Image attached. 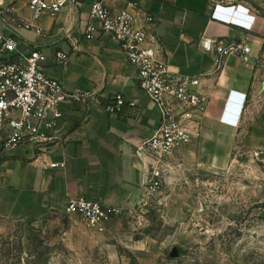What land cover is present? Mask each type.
Instances as JSON below:
<instances>
[{"label": "crops", "instance_id": "1", "mask_svg": "<svg viewBox=\"0 0 264 264\" xmlns=\"http://www.w3.org/2000/svg\"><path fill=\"white\" fill-rule=\"evenodd\" d=\"M93 1L75 0L55 17L44 15L37 23L40 33L23 32L20 48H40L50 77L68 92H90L99 100L65 102L64 118L47 150L22 145L2 154L0 219L43 223L67 216L69 200L80 196L121 210L146 199L144 184L152 160L136 150L158 127L159 110L139 88L138 72L117 42L102 33L86 38ZM130 1L154 16L151 36L158 39L170 69L202 76L210 103L194 142L220 148L214 161H227L236 142L249 153L264 155V68L251 70L240 56H228L215 73L214 56L202 47L204 38L244 42L252 47L254 59L264 51V0H110V5L121 9ZM12 3L23 9L24 0H0V7ZM233 4L256 17L252 31L212 19L214 6ZM22 14L29 16L26 9ZM60 51L69 54L63 65L54 59ZM114 94H122L127 105L112 116L102 104Z\"/></svg>", "mask_w": 264, "mask_h": 264}, {"label": "built area", "instance_id": "2", "mask_svg": "<svg viewBox=\"0 0 264 264\" xmlns=\"http://www.w3.org/2000/svg\"><path fill=\"white\" fill-rule=\"evenodd\" d=\"M75 0H24L23 9L12 3L0 7V157L9 149L32 145L47 150L56 139V130L64 118L62 106L67 101L86 103L99 99L90 92H68L61 82L46 73L47 56L37 46L22 50L24 31L41 32L37 23L44 15L55 17ZM27 10L25 17L22 10ZM90 23L86 38L97 33L117 42L125 58L138 72V85L157 106L158 127L136 150L152 163L145 178L147 191L159 189V171L163 161L201 136V122L207 113L210 98L202 89V76H185L170 69L160 55L159 41L151 36L155 24L152 14L137 2L130 1L121 9H113L110 0H94L90 5ZM212 19L252 31L256 17L241 5L214 6ZM203 50L214 56L215 73L223 59L240 56L245 68H264V51L254 57L251 46L226 39L202 40ZM55 62L63 65L69 54L57 52ZM253 59V61L251 60ZM127 105L122 94H114L102 104L114 116ZM65 164H52L64 168ZM121 209L80 196L71 198L66 207L69 216L79 218L86 227L104 232Z\"/></svg>", "mask_w": 264, "mask_h": 264}, {"label": "rangeland", "instance_id": "3", "mask_svg": "<svg viewBox=\"0 0 264 264\" xmlns=\"http://www.w3.org/2000/svg\"><path fill=\"white\" fill-rule=\"evenodd\" d=\"M194 142L104 232L77 217L0 219V264H264V155ZM147 190V189H146Z\"/></svg>", "mask_w": 264, "mask_h": 264}]
</instances>
